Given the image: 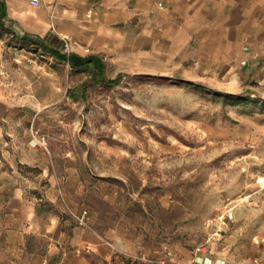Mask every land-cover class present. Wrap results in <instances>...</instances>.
I'll return each mask as SVG.
<instances>
[{
  "label": "crops",
  "instance_id": "1",
  "mask_svg": "<svg viewBox=\"0 0 264 264\" xmlns=\"http://www.w3.org/2000/svg\"><path fill=\"white\" fill-rule=\"evenodd\" d=\"M0 4L3 236L10 238L13 224L17 225L23 241L15 251L24 255L25 262L37 257L42 264H120L124 252L117 243L126 245L124 241L133 245L131 256L139 258L141 252L147 261L153 248L142 242L148 235L132 239L116 232L117 223L133 227L129 218H94L86 202L89 215L82 218L69 205L66 210L60 204L59 192L73 189L85 175V138L75 137L81 144L79 152L59 151L43 144L42 138L52 140L42 128L54 119L59 125L63 121L69 127H84L85 99L93 88L107 84L103 78L115 80L137 71L231 74L261 46L257 35H264V0H40L38 4L0 0ZM80 184L84 185L82 180ZM216 260L229 264L223 257Z\"/></svg>",
  "mask_w": 264,
  "mask_h": 264
},
{
  "label": "rangeland",
  "instance_id": "2",
  "mask_svg": "<svg viewBox=\"0 0 264 264\" xmlns=\"http://www.w3.org/2000/svg\"><path fill=\"white\" fill-rule=\"evenodd\" d=\"M257 38L260 48L231 74L127 73L87 94L84 127L54 119L42 128L59 151L79 152L75 137L85 138V175L59 192L60 204L82 218H129L133 227L116 224L121 236L148 235V260L124 241L120 264H178L201 243L215 262L264 264V35ZM1 221L0 264H42L23 261L17 225L5 238Z\"/></svg>",
  "mask_w": 264,
  "mask_h": 264
},
{
  "label": "built area",
  "instance_id": "3",
  "mask_svg": "<svg viewBox=\"0 0 264 264\" xmlns=\"http://www.w3.org/2000/svg\"><path fill=\"white\" fill-rule=\"evenodd\" d=\"M34 4H38L40 0H31ZM44 145H47V139L42 138L41 139ZM156 264H167L166 261H161ZM178 264H217V262L214 261L211 254L208 252V246L207 243H201L197 245L194 249V256L192 259L185 263H178Z\"/></svg>",
  "mask_w": 264,
  "mask_h": 264
},
{
  "label": "trees",
  "instance_id": "4",
  "mask_svg": "<svg viewBox=\"0 0 264 264\" xmlns=\"http://www.w3.org/2000/svg\"><path fill=\"white\" fill-rule=\"evenodd\" d=\"M1 9H0V15H1ZM103 80L105 81V82H107L109 85H116V84H119L120 82H121V80H122V77L120 76L119 78H117V79H115V80H111V79H105V78H103Z\"/></svg>",
  "mask_w": 264,
  "mask_h": 264
}]
</instances>
